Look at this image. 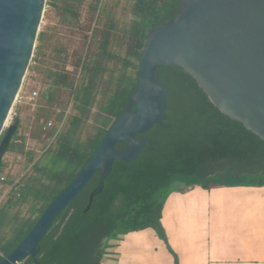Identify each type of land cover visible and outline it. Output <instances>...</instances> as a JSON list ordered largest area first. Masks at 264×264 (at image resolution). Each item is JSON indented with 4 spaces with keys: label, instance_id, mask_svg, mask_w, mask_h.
<instances>
[{
    "label": "trees",
    "instance_id": "1",
    "mask_svg": "<svg viewBox=\"0 0 264 264\" xmlns=\"http://www.w3.org/2000/svg\"><path fill=\"white\" fill-rule=\"evenodd\" d=\"M178 2L134 0L132 12L136 19L122 35L125 48L124 55L119 57L122 68L117 75V84L100 105L105 121L95 127L83 142L74 138V132L82 113L92 101L91 94L99 74L106 67L99 58L87 62L79 57L76 68L85 70L88 75V80L81 87L68 82L66 76L57 75V80L70 88L76 102L72 127L51 133L44 147L47 151L57 141L53 161L59 166L55 170L47 173L35 161L32 167L39 174L28 175L11 186L9 192L13 193L12 197H7L5 202H10L12 208L28 203L31 214L21 217V222L12 230L0 248V260L23 240L46 206L87 163L136 86L137 61L149 29L174 16ZM112 26L109 19L101 34L100 56L109 54L107 46ZM37 38H40V33ZM40 51V45H36L31 60ZM157 73L159 82L167 87L166 117L162 125L154 124L136 135L151 143L142 148L136 159L113 162L101 192L94 195L85 211L89 193L97 185L100 172L90 178L80 193L55 217L40 240L36 254L40 264H101L108 239L147 228L163 241L173 257L172 264H179L162 224L165 202L177 190L173 184H193L207 190L216 187H264V141L214 106L192 76L181 67L163 66L157 69ZM12 123L16 124V129L6 151L11 147L23 153L26 143L19 133L18 114L12 117ZM4 133L5 129L0 140ZM115 147L124 148L125 143L118 142ZM4 167L1 159L0 174H3ZM12 213L15 219H20L18 208ZM17 264L35 262L27 256Z\"/></svg>",
    "mask_w": 264,
    "mask_h": 264
},
{
    "label": "water",
    "instance_id": "2",
    "mask_svg": "<svg viewBox=\"0 0 264 264\" xmlns=\"http://www.w3.org/2000/svg\"><path fill=\"white\" fill-rule=\"evenodd\" d=\"M46 0H0V136L33 56ZM181 67L223 114L264 141V0H179L174 16L149 29L137 61V81L121 113L87 163L43 210L23 240L0 264L36 254L60 211L99 171L88 196L101 192L115 160L129 162L151 142L137 138L165 119L167 87L159 67ZM16 124L0 140V163ZM124 142V148H116Z\"/></svg>",
    "mask_w": 264,
    "mask_h": 264
},
{
    "label": "rangeland",
    "instance_id": "3",
    "mask_svg": "<svg viewBox=\"0 0 264 264\" xmlns=\"http://www.w3.org/2000/svg\"><path fill=\"white\" fill-rule=\"evenodd\" d=\"M133 2L134 0H46L38 31L40 38L35 42V46L40 45L41 51L30 61L20 92L31 95L32 91H36L37 94L32 99H16L5 125L6 128L12 123V117L19 115V133L25 139L26 149L21 153L10 147L3 154L5 181L0 184V193L11 188L16 180L20 182L28 175H38L32 167L35 161L47 173L59 166L53 161L57 141L47 151H44V147L56 129L64 131L72 127L76 102L70 88L57 80V75L66 76L68 82L81 87L88 80V75L85 70L76 68L79 57L87 62L99 58L106 69L99 74L91 94L92 101L81 115L74 138L83 142L94 132L95 127L103 124L105 114L100 105L117 84V75L122 68L119 57L124 55L125 48L122 35L136 19L132 12ZM109 19L113 24L107 46L109 54L100 56L101 34ZM48 122L51 124L48 125ZM41 177L46 181L43 174ZM192 185L175 183L172 187L186 190ZM252 188L258 187H247ZM212 189L220 193L217 196L218 204L226 208L232 203L234 196L226 192L231 188ZM12 194L8 192L0 204V248L21 222V217L31 214L29 204L23 203L16 205L21 213L20 219L12 216L17 208H12L10 202H5ZM170 195L165 202L167 205ZM107 244L101 264H166L171 257L163 241L150 228L118 234L108 239ZM205 246L206 244H202L199 248L203 251Z\"/></svg>",
    "mask_w": 264,
    "mask_h": 264
},
{
    "label": "crops",
    "instance_id": "4",
    "mask_svg": "<svg viewBox=\"0 0 264 264\" xmlns=\"http://www.w3.org/2000/svg\"><path fill=\"white\" fill-rule=\"evenodd\" d=\"M192 186L173 192L162 212L179 264H264V187H224L234 196L225 208L220 193Z\"/></svg>",
    "mask_w": 264,
    "mask_h": 264
},
{
    "label": "built area",
    "instance_id": "5",
    "mask_svg": "<svg viewBox=\"0 0 264 264\" xmlns=\"http://www.w3.org/2000/svg\"><path fill=\"white\" fill-rule=\"evenodd\" d=\"M20 92H22V91H21V88H20V90H19V92H18V95H17L16 99H19V100H21V99H32V98L37 94L36 91H32L31 95H27V94L20 93ZM50 124H51V123L48 122V125H50ZM58 131H59V129H56L55 134H56ZM4 181H5V177H4V175L1 173V174H0V184H2ZM17 181H18V180H16L15 182H17ZM15 182H14V183H15ZM9 190H10V188H9L8 190L2 191V192L0 193V204H1V202L4 200L6 194L9 192Z\"/></svg>",
    "mask_w": 264,
    "mask_h": 264
}]
</instances>
